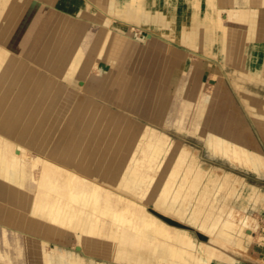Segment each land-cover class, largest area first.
<instances>
[{
    "label": "crops",
    "instance_id": "obj_1",
    "mask_svg": "<svg viewBox=\"0 0 264 264\" xmlns=\"http://www.w3.org/2000/svg\"><path fill=\"white\" fill-rule=\"evenodd\" d=\"M263 147L264 0H0V264H264Z\"/></svg>",
    "mask_w": 264,
    "mask_h": 264
},
{
    "label": "rangeland",
    "instance_id": "obj_2",
    "mask_svg": "<svg viewBox=\"0 0 264 264\" xmlns=\"http://www.w3.org/2000/svg\"><path fill=\"white\" fill-rule=\"evenodd\" d=\"M209 84V83H208ZM211 85L209 84V87H210ZM237 103L239 102L238 101V99H234ZM236 103V104H237ZM216 148V147H215ZM263 149H264V147H263ZM200 150H201V153L203 152V149H202V147L200 148ZM233 150H237V152H238V147H233ZM233 153H235L234 151H233Z\"/></svg>",
    "mask_w": 264,
    "mask_h": 264
},
{
    "label": "bare ground",
    "instance_id": "obj_3",
    "mask_svg": "<svg viewBox=\"0 0 264 264\" xmlns=\"http://www.w3.org/2000/svg\"><path fill=\"white\" fill-rule=\"evenodd\" d=\"M20 153V152H19Z\"/></svg>",
    "mask_w": 264,
    "mask_h": 264
}]
</instances>
